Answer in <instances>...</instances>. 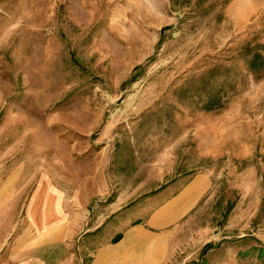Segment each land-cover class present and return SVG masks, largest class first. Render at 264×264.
<instances>
[{
  "label": "rangeland",
  "instance_id": "1",
  "mask_svg": "<svg viewBox=\"0 0 264 264\" xmlns=\"http://www.w3.org/2000/svg\"><path fill=\"white\" fill-rule=\"evenodd\" d=\"M261 50L264 0H0V238L38 191L51 264H264Z\"/></svg>",
  "mask_w": 264,
  "mask_h": 264
},
{
  "label": "crops",
  "instance_id": "2",
  "mask_svg": "<svg viewBox=\"0 0 264 264\" xmlns=\"http://www.w3.org/2000/svg\"><path fill=\"white\" fill-rule=\"evenodd\" d=\"M200 184L197 183V186ZM43 199V208L51 205L49 195L43 197L41 192H36L31 205L27 210V218L17 228H13L12 223L5 225L2 238H0V264H30L34 261L42 264H51L53 261V241L57 238V222L61 213L54 215L46 209L42 212H35L37 202ZM38 215H37V214ZM134 231L141 233L139 228ZM129 238L123 235L120 241ZM55 238V239H54ZM47 248V249H46ZM114 248L105 246L107 254Z\"/></svg>",
  "mask_w": 264,
  "mask_h": 264
},
{
  "label": "trees",
  "instance_id": "3",
  "mask_svg": "<svg viewBox=\"0 0 264 264\" xmlns=\"http://www.w3.org/2000/svg\"><path fill=\"white\" fill-rule=\"evenodd\" d=\"M248 54H250L249 51H248ZM246 65L249 70L263 75L264 74V54L262 50L251 54L250 58L246 60ZM215 101H217V97L213 96V98L210 99L209 104L214 105L216 103ZM257 250L259 252V256L264 257V244L262 245V247L258 248Z\"/></svg>",
  "mask_w": 264,
  "mask_h": 264
}]
</instances>
